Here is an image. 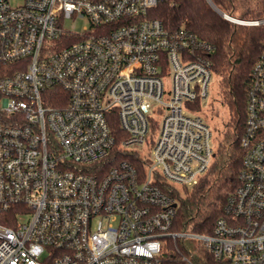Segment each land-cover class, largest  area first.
I'll return each instance as SVG.
<instances>
[{
    "label": "built area",
    "instance_id": "built-area-1",
    "mask_svg": "<svg viewBox=\"0 0 264 264\" xmlns=\"http://www.w3.org/2000/svg\"><path fill=\"white\" fill-rule=\"evenodd\" d=\"M165 1L0 0V215H15L0 264H197L178 242L264 264V44L238 186L210 234L173 232L174 189L195 186L216 151L200 116L215 47L152 18Z\"/></svg>",
    "mask_w": 264,
    "mask_h": 264
},
{
    "label": "trees",
    "instance_id": "trees-1",
    "mask_svg": "<svg viewBox=\"0 0 264 264\" xmlns=\"http://www.w3.org/2000/svg\"><path fill=\"white\" fill-rule=\"evenodd\" d=\"M222 13L241 20L264 17V0H209ZM240 17H235V15ZM152 18L174 30L185 28L215 47L213 71L221 83V98L229 111L230 130L224 133L207 173L190 189L177 188L172 193L177 203L173 232L210 234L215 221L222 215L227 197L238 186L243 149L240 139L244 131L246 88L252 66L264 44V26L233 24L219 16L208 0H167L152 10ZM13 213L0 215V224L12 226ZM5 217L7 219H5ZM182 255L188 248L177 243ZM190 245V244H189ZM197 264H225L198 250ZM169 264H175L171 262Z\"/></svg>",
    "mask_w": 264,
    "mask_h": 264
},
{
    "label": "rangeland",
    "instance_id": "rangeland-1",
    "mask_svg": "<svg viewBox=\"0 0 264 264\" xmlns=\"http://www.w3.org/2000/svg\"><path fill=\"white\" fill-rule=\"evenodd\" d=\"M255 1L257 0H250L249 4L252 6L255 4L254 3ZM215 12L223 19H225L222 16V14H219L217 11ZM235 17H240V16L237 14L235 15ZM85 26H86V22L84 19H68L65 22L66 28L71 29L79 34L83 32L82 29ZM200 114H201L200 116L202 117V119L204 120V122L206 123L212 134L211 144L213 149L216 150L218 148L220 141H222L224 133L230 130V125H231L229 111L226 108V105L223 104L221 98L220 79L216 74H213L212 76L209 85V97L206 103L202 106ZM198 247H199L198 242H194L188 245V249L191 252H195V253L198 252Z\"/></svg>",
    "mask_w": 264,
    "mask_h": 264
},
{
    "label": "water",
    "instance_id": "water-1",
    "mask_svg": "<svg viewBox=\"0 0 264 264\" xmlns=\"http://www.w3.org/2000/svg\"><path fill=\"white\" fill-rule=\"evenodd\" d=\"M210 2V1H209ZM213 5H211V7H212ZM215 11H217L219 14H221V12L215 7V6H213L212 7Z\"/></svg>",
    "mask_w": 264,
    "mask_h": 264
}]
</instances>
